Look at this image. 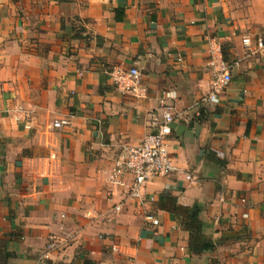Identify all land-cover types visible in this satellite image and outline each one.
Listing matches in <instances>:
<instances>
[{
    "label": "crops",
    "instance_id": "crops-1",
    "mask_svg": "<svg viewBox=\"0 0 264 264\" xmlns=\"http://www.w3.org/2000/svg\"><path fill=\"white\" fill-rule=\"evenodd\" d=\"M263 31L264 0H0V264H264ZM167 106L176 169L129 197L112 171Z\"/></svg>",
    "mask_w": 264,
    "mask_h": 264
},
{
    "label": "built area",
    "instance_id": "built-area-1",
    "mask_svg": "<svg viewBox=\"0 0 264 264\" xmlns=\"http://www.w3.org/2000/svg\"><path fill=\"white\" fill-rule=\"evenodd\" d=\"M249 38H244L243 42L249 44ZM257 47H264V31L257 39ZM209 65L213 68L214 79L211 83L212 91L204 96L203 101L215 103L218 101V92L230 80L231 75L228 66L220 57L213 56ZM112 79L116 87L126 93L134 96H142L145 88L140 84V72L136 67H130L127 71H113ZM171 107H164L161 120H155L156 131L147 134L137 145H126L123 157L118 160L110 176L113 184L124 185L128 188V196L141 198L144 186L156 177H164L172 174L176 167L174 166L166 145V137L171 133ZM16 120H20L16 117ZM67 119L54 120L53 128L61 129L67 126ZM124 174L131 175V182L125 184L120 180ZM187 179H191L189 175ZM152 200V199H151ZM121 205L114 206V211L120 210ZM246 217V215H244ZM145 220L152 226H157L159 220L151 213L145 215ZM50 247H55L54 241H51ZM113 250H117L113 247Z\"/></svg>",
    "mask_w": 264,
    "mask_h": 264
},
{
    "label": "trees",
    "instance_id": "trees-1",
    "mask_svg": "<svg viewBox=\"0 0 264 264\" xmlns=\"http://www.w3.org/2000/svg\"><path fill=\"white\" fill-rule=\"evenodd\" d=\"M186 216H180V223L190 230V250L193 252H201L204 250H212L214 245L205 238L202 232V224L198 219L199 208L193 206L186 210ZM86 264H91L86 262Z\"/></svg>",
    "mask_w": 264,
    "mask_h": 264
}]
</instances>
